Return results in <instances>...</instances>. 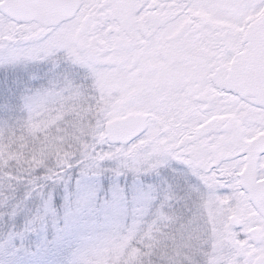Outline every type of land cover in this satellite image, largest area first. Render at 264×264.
<instances>
[{"label":"snow or ice","instance_id":"6c2138e0","mask_svg":"<svg viewBox=\"0 0 264 264\" xmlns=\"http://www.w3.org/2000/svg\"><path fill=\"white\" fill-rule=\"evenodd\" d=\"M38 62L47 85L0 122V218L36 196L42 226L74 173L166 170L130 209L114 186L73 264H264V0H0V66Z\"/></svg>","mask_w":264,"mask_h":264},{"label":"rangeland","instance_id":"374dc122","mask_svg":"<svg viewBox=\"0 0 264 264\" xmlns=\"http://www.w3.org/2000/svg\"><path fill=\"white\" fill-rule=\"evenodd\" d=\"M31 64L0 66L2 70L0 84L7 83L13 78L14 83L21 85L17 92L15 111L8 113L0 111V122H14L15 119L20 118L23 113L19 95L28 89L46 86L52 77L49 64L39 63L40 67L28 73ZM33 75L37 77L35 80L31 79ZM166 175V170H161L160 176L155 174L144 176L137 182L131 176L115 178L105 175L98 178H81L78 173L71 174L69 184L50 189L53 194L52 209L42 226L34 230H26L29 221L37 213H43V201L36 196L27 200L18 214L13 217L18 221L10 228L8 234H3L2 218H0V264H56L55 259L62 254L66 256L59 264H73L78 249L111 224V212L106 210L103 204L113 203L114 186L122 189L119 193L120 199L115 202L116 206H127L130 209L141 189L148 185H159L161 178ZM19 195L23 197V190ZM97 196L102 202L99 207L96 205ZM83 198H90L91 207L76 212V201ZM9 223L14 224L12 220ZM30 235L33 236L34 241L30 240ZM28 241L31 248L27 247Z\"/></svg>","mask_w":264,"mask_h":264},{"label":"trees","instance_id":"16d2710c","mask_svg":"<svg viewBox=\"0 0 264 264\" xmlns=\"http://www.w3.org/2000/svg\"><path fill=\"white\" fill-rule=\"evenodd\" d=\"M2 215V214H1ZM13 221L14 222V224H10L9 222L10 221ZM17 219L16 220H14L13 218H10V219H3L2 218V221H1V228H2V232H3V234L5 235V234H8L9 232H10V228H12L13 226H15L16 225V223H17ZM30 240H33L34 238H33V236L32 235H30ZM34 241V240H33ZM33 241H32V243H33ZM30 245V242L28 241V243H27V247L28 248H31V246H29ZM66 255H64V254H62L61 256H57V259H55L56 261V264H59L61 261H63L64 260V257H65Z\"/></svg>","mask_w":264,"mask_h":264}]
</instances>
